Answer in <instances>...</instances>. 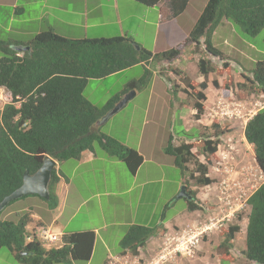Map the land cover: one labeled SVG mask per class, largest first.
I'll return each mask as SVG.
<instances>
[{
	"label": "rangeland",
	"instance_id": "1",
	"mask_svg": "<svg viewBox=\"0 0 264 264\" xmlns=\"http://www.w3.org/2000/svg\"><path fill=\"white\" fill-rule=\"evenodd\" d=\"M48 2L55 4L56 0H48ZM206 3L207 0H190L186 10L175 18L172 26H169L172 32L170 37L166 38L167 41L163 39L164 32L163 36L160 33L159 45L171 48L188 35ZM131 5L133 9H130L126 15L136 18L135 20L132 18L131 23L134 27H138L139 31L144 30V37L136 36V41L145 49L151 50L158 8H148L138 3H135L134 7L133 4ZM141 11H148V14ZM129 24V21H123V28L128 30ZM91 33L92 30H89L90 36ZM98 34L109 38L115 33L111 27H107ZM0 38H6V33L0 32ZM31 38L29 40H32ZM212 42L224 53L225 59L220 62L211 59L215 72L207 77V88L202 90L206 99L202 102L203 114L198 119L195 116L196 112L193 115L189 114V108L196 102L194 94L200 91L198 86L203 81V77L197 72V60L209 58L203 51L200 55H185L186 57L173 63H155L156 65L148 67L152 75L147 77L144 85L136 90V96L115 114L107 115L98 125V133L116 139L143 157L142 168L134 182L133 174L125 162L104 165L105 160L108 162L109 160L104 157L105 153L96 142L93 143L94 150H97L105 160L103 158L95 160L85 166H78L76 159L58 164L57 169L71 177L73 200L75 197L78 200L89 198L83 205L71 204L72 201L69 200L67 212L57 219L58 224L64 228L63 232L102 226L105 222L102 221L99 204L107 221L112 220L111 211L114 205H119L124 210L123 213L118 212L114 221L105 223L109 225L108 227L99 230V239L94 245L89 264H102L106 258V250L110 254L119 252V243L129 229L127 223L144 224L146 219L150 218L152 208L156 211V217L164 214L168 221L172 215L186 208V198L177 199L182 186H185L189 195V192H193L196 203L204 207L203 211H194L191 214L195 217L193 222H197L196 225L205 230L202 231L204 234L202 242L214 249L211 264H229V262L250 264L241 255L244 250V233L250 210L246 200L264 182V176L255 162L252 145L244 139L243 129L246 119L263 106V101L259 102L258 92L250 89L247 82H245L247 85L245 84L241 89L237 87L243 84H235L230 78L232 79L231 72L240 78L242 70L252 71L256 61H264V28L257 35L251 36L233 23L226 22L217 27ZM227 55L231 57L228 58ZM184 59L187 60V65L186 62L183 63ZM228 64L231 65V69ZM175 69L179 74L173 72ZM143 75L144 68L136 65L107 78L89 79L82 96L92 105L100 108L112 96L128 89ZM183 78H189L194 88H187L182 83ZM213 81H217L219 87L215 88ZM174 86L180 89L177 99H173L170 93ZM149 95L152 98L151 102ZM170 101L174 105L172 109L168 108ZM174 102H177V107ZM184 105L188 108H184ZM180 116L185 117V126ZM214 124L222 131L215 140L217 151L207 159L202 155V150L194 145L191 149L194 158L207 165L206 176L210 183L208 186H199L190 178V172L195 169L194 162L187 165L188 172L185 176L174 165L173 157L165 153V149L170 137L174 145L178 146L181 143L195 144L201 135L212 136L215 131L212 128ZM208 160L209 164H207ZM160 171L164 177L161 182L155 183L157 173ZM196 176L198 175L195 174ZM186 178L187 185H185ZM144 181H146L145 185ZM92 194L98 196L91 198ZM48 205L47 201L38 196H27L9 203L2 209L0 220L17 223L21 216L33 214L46 224L45 227L50 231L59 234L54 230L58 228V224L50 225L53 218L52 211L55 208H50ZM166 205L168 206L165 208ZM233 225L240 229L232 249L227 252V248L220 247V244L224 241V232ZM191 230L194 232L196 229L192 227ZM170 232V234L175 233V231ZM169 241L170 239L166 243ZM181 257L191 264V257L180 254L170 258L167 264H184ZM0 264L19 263L14 253L1 247ZM72 264H87V261L77 260Z\"/></svg>",
	"mask_w": 264,
	"mask_h": 264
},
{
	"label": "trees",
	"instance_id": "2",
	"mask_svg": "<svg viewBox=\"0 0 264 264\" xmlns=\"http://www.w3.org/2000/svg\"><path fill=\"white\" fill-rule=\"evenodd\" d=\"M134 1L145 7L160 5L161 21H166L168 15L172 19L181 15L190 0ZM223 22L233 23L248 35H257L264 28V0H207L187 39L175 48L156 54L126 36L72 40L51 29L34 35L27 44L0 40V87L10 92L13 102L20 103L19 108L6 106L0 115V203L21 186L24 172L34 174L46 156L57 162L78 159L85 151L94 152L95 142L107 156L125 162L129 171L135 174L143 162L142 156L116 139L98 133L97 125L124 95L144 85L147 77L152 75L145 66L173 63L186 54L200 55L203 51L209 58H199L196 63L197 72L203 77L198 86L200 91L194 94L196 102L193 109L198 119L203 114L202 102L206 99L202 90L207 88V77L215 72L211 59L218 62L225 59L224 53L212 42L213 33ZM23 47H29V50L16 49ZM136 65L144 68V75L128 89L112 96L102 107L92 105L82 96L89 79L107 78ZM224 65L227 66V63L224 62ZM173 72L179 74L176 69ZM245 82L250 89L264 96V61L255 64ZM245 82L237 88L243 89ZM182 83L187 88H194L189 78H183ZM212 84L215 88L219 87L217 81ZM179 90L178 86L172 87L170 93L173 99H177ZM212 128L215 130L212 136L201 135L195 144L181 143L176 146L170 137L165 149L185 176L187 165L194 162L195 169L190 172V178L199 186L210 183L206 176L207 165L196 160L191 149L194 145L202 150L207 159L212 156L217 151L215 140L222 134L218 125L214 124ZM243 136L252 145L254 159L264 176V107L247 121ZM194 173L198 176L195 177ZM57 181L54 169L48 185L49 199L45 200L50 208L57 206L53 192ZM189 193L192 198L185 199L187 209L190 212L203 211L204 207L196 203L194 193ZM246 202L250 210L241 255L250 264H264V182ZM164 219L162 214L161 221ZM29 222V214L21 216L17 223L0 220V248L5 247L14 253L19 264H72L77 260L90 259L93 232L65 235L61 247L46 250L38 241L25 242V227ZM239 229L236 225L229 226L220 247L227 248V252L231 250ZM158 230L165 232L162 226H130L120 241V247L137 256Z\"/></svg>",
	"mask_w": 264,
	"mask_h": 264
},
{
	"label": "crops",
	"instance_id": "3",
	"mask_svg": "<svg viewBox=\"0 0 264 264\" xmlns=\"http://www.w3.org/2000/svg\"><path fill=\"white\" fill-rule=\"evenodd\" d=\"M135 3L137 2H135L134 0H56L55 4L49 3L48 0H0V32L6 33V38H0V40L7 43L27 44L29 41H31L29 40L30 37L33 38L34 35L48 29H51L53 32H55L56 34L62 37L72 40L108 38L106 36H103L102 34H98V32L100 30L107 29V27H111L115 34L114 36H111L109 38L126 36L133 39V41L137 45L144 48L142 44L136 41V36L139 37L140 35L141 37H144V30L139 31L138 27H134L133 23L131 22L133 21L132 18L134 20L136 18L130 15H126L130 9H133L131 4H133L134 7ZM159 6L160 5L155 6L158 8V12H157L158 19L155 23V33L152 43L153 48L151 50L146 49L151 51L153 54L161 53L170 50L172 48H175L179 46L181 43H183L188 37V35H186L179 43H177L174 46H171V48H168V46H161V44L159 45L158 38L160 33H162L163 36V32H164L163 39L165 40L167 37H170L172 30H170L169 26H172L175 20V18L172 19L168 15L166 21L165 20L161 21ZM155 7H148V8H155ZM141 12L148 14V11H141ZM125 20L130 22L129 26L127 27L128 30L123 28L122 25L123 21ZM49 21H51V23H49ZM225 23L226 22H223L221 25ZM89 30H92L93 32L91 33L92 36L88 34ZM215 32L213 33L212 38ZM189 49L190 48H188L187 50ZM227 57L229 58L231 56L227 55ZM185 62L187 65L188 62L186 59L183 60V63ZM257 62L258 61H256L255 64ZM228 65L231 69V65L230 64ZM151 66L152 64H150L149 67ZM145 67L148 68V66ZM251 72L252 71L245 72L242 70L240 78H237L236 74L231 72L232 79L230 78V80H232L233 83L235 82V84H243V82H245L244 77H249V75H251ZM136 94L137 92L135 90L134 96H136ZM259 98H260L259 102L263 101V106H264V96L259 95ZM150 100H152L151 97L149 98V102H151ZM176 103L177 102H174L175 107L178 106ZM173 106H174L173 103L170 101V104H168V108L172 109ZM184 108H188L187 105H184ZM189 109H190L189 114L193 115L195 113L193 106H190ZM147 111L148 109H146V112ZM180 117H181V121H183V126H185V117L184 116H180ZM250 117H252V115H250L249 118ZM104 157L107 158L109 162L106 161ZM104 157L102 155H99L97 150H94V152H90V151L83 152L80 158L76 160L78 166L90 165L95 160H100L102 158L105 160L104 165L106 163L115 164V162L120 161L118 159L109 157L107 155ZM59 163L61 162L56 161L55 170L58 177V181L53 186V192L57 198V206L55 210L52 211L53 218L52 221L50 222V225H54V223L58 224V220H57L58 217L59 216L63 217V214L67 212L66 209H68L69 200L72 201L71 204L80 203L81 205H83L85 203V200L89 199V198L85 199L83 197L84 199L81 198L80 200H78L75 197L73 200V196H71L72 186L70 185L71 177L63 174V172H60L57 169ZM141 168H142V164L137 169L135 174H133L134 177L133 182L136 180V177L139 174ZM161 172L162 171L157 173L158 177L155 178L156 180L155 183L162 181L164 175H162ZM145 182L146 181L143 182L144 185ZM96 196H98V194H92L90 197L94 198ZM139 199L141 200V196H139ZM167 206L168 205H166L165 208ZM99 209H100V215L102 217V221L105 223L114 221L116 219L118 212L120 211L121 213H123L124 211L119 205L116 206L114 205L111 211L112 220L107 221L106 218L104 217V213L101 212L100 204H99ZM155 212L156 211L154 210V208H152L150 212V218L146 219L144 224H140V225L147 227L162 226L165 229V232L162 230H158L156 236L151 238L146 243V245L139 250V254L136 256V258H138L139 261H142L144 264L157 263V259H160L159 257L162 258V256L164 257L167 256V253L169 252L171 253V251L174 249V246L175 248L178 246L177 242L166 243L168 239L175 238L176 236L177 237L184 236V238L186 239V235L189 234L187 230H191L192 227H195L196 229L195 232L199 230L198 229L199 227L196 225L198 223L193 222L195 218L191 214L193 212H190L187 209V206L183 210L172 215V218H170L169 221L166 219V216L164 221H161V216L156 217ZM29 218H30V222L28 224H30L31 226H46V224H44L37 216L33 214L32 215L29 214ZM105 223H103L102 226L99 227H91L89 229L84 228L83 230H77V231L69 230L68 232H63L64 228L60 226V224H58V228H55L54 230L57 231L62 238L65 235L74 234V232L76 233L78 231L93 232L94 243H93L90 259L87 261V264H89L92 258L94 245L96 241L99 239L98 238L99 230L100 229L104 230L106 227L109 226L108 224ZM127 225H129L130 227L138 224H136L135 222H128ZM170 231H175V233L170 234L171 233ZM106 233L108 232L106 231ZM119 247H120V243H119ZM213 250L214 249L211 248L210 245H208L205 242H202V240L201 241L199 240L198 244L194 247V249L191 250L192 252L186 256L192 258L191 264H211V259H213L212 256H214L212 254V252H214ZM107 251L108 250L105 251L106 258L102 264H109L116 256H121L124 254L130 255L129 252L123 251L121 247H120V251L115 252L114 254H110V252ZM168 257H172V254ZM180 259L181 261L184 262V264H189L187 262L188 261L187 259L185 258L183 259L182 257ZM229 264H233V263L229 262Z\"/></svg>",
	"mask_w": 264,
	"mask_h": 264
},
{
	"label": "built area",
	"instance_id": "4",
	"mask_svg": "<svg viewBox=\"0 0 264 264\" xmlns=\"http://www.w3.org/2000/svg\"><path fill=\"white\" fill-rule=\"evenodd\" d=\"M8 105H12L15 108H19V102H13L12 96L10 92L4 88L0 87V115L2 114L4 108ZM197 232H193L191 230L188 231L189 234L186 235V239L184 236H179L175 238H171L169 242H177L178 246L171 251V253H179V254H187L189 255L194 249V247L198 244L203 232L205 230L198 228ZM203 231V232H202ZM185 233V232H184ZM25 242L30 243L33 241H38L40 245L49 250L52 247H61L62 245V238L60 234L53 233L45 226H31L26 225L25 227V234H24ZM170 252L167 254H171ZM160 259L157 260V263L160 264L165 257H159ZM109 264H142L138 261L130 259L128 257H116Z\"/></svg>",
	"mask_w": 264,
	"mask_h": 264
},
{
	"label": "water",
	"instance_id": "5",
	"mask_svg": "<svg viewBox=\"0 0 264 264\" xmlns=\"http://www.w3.org/2000/svg\"><path fill=\"white\" fill-rule=\"evenodd\" d=\"M139 47H137L138 49ZM18 51H27L29 47L16 48ZM135 95V91L131 90L114 106L109 115L115 114L121 107L127 104ZM56 161L46 156L40 168L32 175L27 171L24 172L22 178V184L16 190H14L10 195L5 197L0 203V211L4 209L9 203L21 199L25 196H38L43 200L49 199L48 185L51 177L52 171L55 169ZM186 198L191 200V196L186 192L185 186H182L177 199ZM25 255V253H21Z\"/></svg>",
	"mask_w": 264,
	"mask_h": 264
},
{
	"label": "clouds",
	"instance_id": "6",
	"mask_svg": "<svg viewBox=\"0 0 264 264\" xmlns=\"http://www.w3.org/2000/svg\"><path fill=\"white\" fill-rule=\"evenodd\" d=\"M148 67H149V65H148ZM151 70V69H150ZM264 106H262V108H263ZM261 107H260V109H262ZM260 109H257V111L258 110H260ZM257 111H254L253 112V114H252V116L253 115H255L256 114V112ZM251 118V117H250ZM250 118H248L247 120H246V123H247V121L250 119ZM246 123H245V125H246ZM245 125H244V127H245ZM244 130V129H243ZM256 162V161H255ZM191 196V195H190ZM249 198V197H248ZM247 201V200H246ZM247 203V202H246ZM247 206V205H246ZM249 206V205H248ZM29 225V224H28ZM187 231H189V230H187ZM182 233H184V232H182ZM204 237V234H202V236H201V238H200V241L202 240V238ZM62 238V237H61ZM62 244H64L63 243V238H62ZM172 254V257H176L177 255H179V253H177V254H175V253H171ZM171 254H167V256H165V259L162 261V263L163 264H167V262L170 260V258H172V257H168V256H170ZM180 255H187V254H180ZM116 257H128V258H130V259H133V260H135V261H138L139 263H141L140 261H139V259L138 258H136V256H134V255H129V254H124V255H121V256H116ZM115 257V258H116ZM168 257V258H167ZM158 260V259H157ZM162 263H160V264H162ZM142 264H144V263H142Z\"/></svg>",
	"mask_w": 264,
	"mask_h": 264
}]
</instances>
